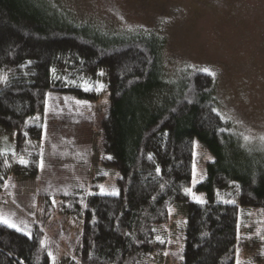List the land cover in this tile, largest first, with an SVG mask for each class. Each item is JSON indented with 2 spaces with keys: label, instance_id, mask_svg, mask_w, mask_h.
Returning <instances> with one entry per match:
<instances>
[{
  "label": "trees",
  "instance_id": "trees-1",
  "mask_svg": "<svg viewBox=\"0 0 264 264\" xmlns=\"http://www.w3.org/2000/svg\"><path fill=\"white\" fill-rule=\"evenodd\" d=\"M53 4L0 0V192L11 180L39 178L49 94L93 102L104 93L96 155L101 166L117 172L120 190L107 196L81 186L64 194L62 212L78 218L83 235L61 264L153 261L168 248L162 231L176 208L186 221L190 213L207 216L229 200L264 214V157L246 158L240 137L219 111L211 75L196 71L166 83L158 40L106 33ZM196 143L210 156L197 183ZM189 188L207 203L194 202ZM33 225L24 230L29 237L0 224V264H52L45 231ZM251 229L238 239V262L264 264V241L255 236L250 245Z\"/></svg>",
  "mask_w": 264,
  "mask_h": 264
},
{
  "label": "rangeland",
  "instance_id": "rangeland-1",
  "mask_svg": "<svg viewBox=\"0 0 264 264\" xmlns=\"http://www.w3.org/2000/svg\"><path fill=\"white\" fill-rule=\"evenodd\" d=\"M51 2L77 23L91 22L106 33L126 34L144 43L158 40L166 83L170 79L178 81L187 73H203L204 69L214 73L211 76L219 111L240 137L246 158L264 157V0ZM107 99L105 93L93 102L72 95L49 94L40 176L11 180L8 188L0 192V215L26 231H31L33 223L38 224L45 231L55 264H61L62 258L73 253L72 248L83 235L78 218L62 212L64 194L81 186L90 194L101 193V188L106 192L118 189L117 172L101 166L96 155ZM196 147L197 183L205 175L210 156L199 143ZM101 174L106 175L104 181L94 183ZM171 213L167 228L162 231L168 248L145 264H183L185 259L188 264H237L238 239L245 235L243 229L247 226L252 228L250 245L256 241L255 236L258 243L264 241V214L241 209L231 200L220 201L207 216L190 213L189 221L177 208ZM227 257H232V261Z\"/></svg>",
  "mask_w": 264,
  "mask_h": 264
},
{
  "label": "snow or ice",
  "instance_id": "snow-or-ice-1",
  "mask_svg": "<svg viewBox=\"0 0 264 264\" xmlns=\"http://www.w3.org/2000/svg\"><path fill=\"white\" fill-rule=\"evenodd\" d=\"M29 63H31V61H29ZM50 71H54V70L50 69ZM203 71H205L209 75H215L214 73L210 72L208 69H204ZM100 88L102 89L103 85H100ZM213 111H217L218 112L217 109H213ZM44 127L46 129V125ZM244 139L248 140L250 138L249 137H245ZM262 139H264V138H262ZM108 158L111 159V157H108ZM149 158L151 159V154H149ZM20 163L25 165V166H27L29 161L21 160ZM40 167L43 168V160L42 159H41V162H40ZM156 171L157 172H161V169L157 168ZM193 179L195 180V167L193 169ZM100 194L101 195H107V196H119L120 195V190L119 189H115V190L106 192V191L103 190V188H101V193ZM186 194L191 195L193 197V199H194V202H196V203H199V204H202V205L207 203V201L205 199L200 198L199 196H197L190 188L186 190ZM53 203H55V199L54 198H53ZM0 224H3V225H5V226H7V227H9L11 229L16 230V231L23 232L25 235H27L29 237H31V235H32L31 232H24V229L21 226L17 225L14 221L3 217L2 215H0ZM153 231H155V229H153ZM157 240H160L161 243H164V241L162 239H160V237H157ZM49 256L51 257L52 254L49 253ZM52 264H55V258L54 257H52ZM237 264H239V262H237Z\"/></svg>",
  "mask_w": 264,
  "mask_h": 264
}]
</instances>
